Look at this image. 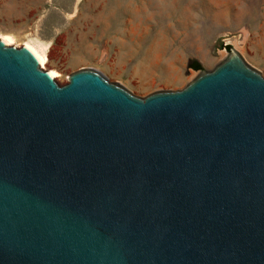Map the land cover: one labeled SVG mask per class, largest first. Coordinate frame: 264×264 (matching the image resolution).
Listing matches in <instances>:
<instances>
[{
  "label": "water",
  "instance_id": "1",
  "mask_svg": "<svg viewBox=\"0 0 264 264\" xmlns=\"http://www.w3.org/2000/svg\"><path fill=\"white\" fill-rule=\"evenodd\" d=\"M0 264H264V77L138 97L0 37Z\"/></svg>",
  "mask_w": 264,
  "mask_h": 264
},
{
  "label": "rangeland",
  "instance_id": "2",
  "mask_svg": "<svg viewBox=\"0 0 264 264\" xmlns=\"http://www.w3.org/2000/svg\"><path fill=\"white\" fill-rule=\"evenodd\" d=\"M1 35L39 49L59 85L94 69L138 97L179 90L225 44L264 77V0H0Z\"/></svg>",
  "mask_w": 264,
  "mask_h": 264
},
{
  "label": "bare ground",
  "instance_id": "3",
  "mask_svg": "<svg viewBox=\"0 0 264 264\" xmlns=\"http://www.w3.org/2000/svg\"><path fill=\"white\" fill-rule=\"evenodd\" d=\"M4 41L5 43L7 44H11L12 41H13V38L9 35H1L0 36ZM27 48H29L33 54L36 56V58L38 59L39 61V64L40 66H44L45 63H46V56L39 50L37 49L34 45L30 44V43H25L24 44ZM50 74L53 76V77H56L58 75V73L54 70L50 71Z\"/></svg>",
  "mask_w": 264,
  "mask_h": 264
},
{
  "label": "trees",
  "instance_id": "4",
  "mask_svg": "<svg viewBox=\"0 0 264 264\" xmlns=\"http://www.w3.org/2000/svg\"><path fill=\"white\" fill-rule=\"evenodd\" d=\"M222 48H225L229 52L232 46L230 44H225V45H222ZM187 66L188 68H192L195 71L202 70L201 64L196 59H191L188 62Z\"/></svg>",
  "mask_w": 264,
  "mask_h": 264
}]
</instances>
